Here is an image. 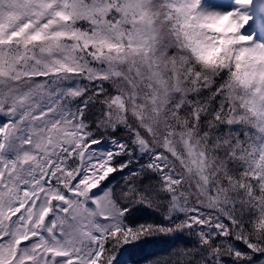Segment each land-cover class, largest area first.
Here are the masks:
<instances>
[{
	"label": "snow or ice",
	"instance_id": "obj_1",
	"mask_svg": "<svg viewBox=\"0 0 264 264\" xmlns=\"http://www.w3.org/2000/svg\"><path fill=\"white\" fill-rule=\"evenodd\" d=\"M0 264H264V0H0Z\"/></svg>",
	"mask_w": 264,
	"mask_h": 264
}]
</instances>
